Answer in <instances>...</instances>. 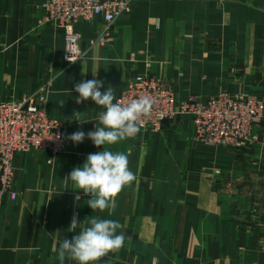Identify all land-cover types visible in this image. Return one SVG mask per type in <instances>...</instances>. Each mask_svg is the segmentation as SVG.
Returning <instances> with one entry per match:
<instances>
[{
    "label": "crops",
    "instance_id": "1",
    "mask_svg": "<svg viewBox=\"0 0 264 264\" xmlns=\"http://www.w3.org/2000/svg\"><path fill=\"white\" fill-rule=\"evenodd\" d=\"M45 1L0 0V103L18 101L63 71L44 108L65 125L67 147L51 163L38 151L16 155V198L0 200V264H60V244L81 230L68 231L73 216L123 225L124 245L95 264H264V121L255 148L199 145L189 116L105 145L128 155L136 176L112 215L93 212L91 197L64 180L88 154L104 150L87 135L78 144L68 139L102 126V107L77 102L82 81L101 80V92L111 86L116 97L130 79L150 75L172 87L177 104L221 93L264 98V0H138L113 24L105 46H91L101 18L79 23L87 58L67 71L64 31L46 18Z\"/></svg>",
    "mask_w": 264,
    "mask_h": 264
},
{
    "label": "built area",
    "instance_id": "2",
    "mask_svg": "<svg viewBox=\"0 0 264 264\" xmlns=\"http://www.w3.org/2000/svg\"><path fill=\"white\" fill-rule=\"evenodd\" d=\"M138 0H46L45 16L63 28L64 63L66 68L87 57L80 48L81 37L76 32L79 23L95 18L104 21L100 35L91 46H105L113 40L112 26L123 15L130 13ZM35 95H26L19 102L0 103V198L11 195L14 180V157L18 153L38 150L50 156L65 152L63 125L51 119L39 108L46 101L52 82ZM46 94V96H45ZM148 96L154 100L148 116H142L140 130L158 131L169 119L191 116L196 142L206 146L244 147L256 141L255 121L264 110L263 100L255 101L243 95L221 93L207 102L195 97L176 103L172 88L150 75L130 79L117 95L116 101L127 104L133 99ZM219 174V172H218Z\"/></svg>",
    "mask_w": 264,
    "mask_h": 264
},
{
    "label": "clouds",
    "instance_id": "3",
    "mask_svg": "<svg viewBox=\"0 0 264 264\" xmlns=\"http://www.w3.org/2000/svg\"><path fill=\"white\" fill-rule=\"evenodd\" d=\"M95 76V74H94ZM103 81L86 80L75 85V91L79 93L77 102L91 99L97 106L104 109L98 114L100 127L85 134L77 131L68 139L74 143H80L87 138L97 147L103 146V151L90 153L82 166L73 168L64 180H71L74 190L83 191L91 198L87 205L94 211L112 215L115 211L116 197L124 186L136 180L135 174L129 168V158L123 152H113L105 148V145H115L129 138H134L140 132V120L142 116H148L151 112L154 100L148 96L133 99L127 104L116 101L115 89L109 86L101 92ZM64 101L60 104L63 105ZM79 115L80 113H74ZM76 200H80L77 196ZM80 231L71 240L65 238L58 249L60 264L65 259L76 261L77 264H95L109 252L118 251L125 241V235L118 230L123 227L118 221L100 219L91 216L83 222L73 216L69 232Z\"/></svg>",
    "mask_w": 264,
    "mask_h": 264
},
{
    "label": "rangeland",
    "instance_id": "4",
    "mask_svg": "<svg viewBox=\"0 0 264 264\" xmlns=\"http://www.w3.org/2000/svg\"><path fill=\"white\" fill-rule=\"evenodd\" d=\"M98 45V44H97ZM95 46V45H94ZM80 48H81V46H80ZM82 51V50H81ZM83 53H86V55H87V52L86 51H82ZM87 58V57H86ZM86 58H84L83 60H85ZM83 60H81V61H83ZM80 61V62H81ZM63 62H64V58H63ZM80 62H78V63H80ZM77 63V64H78ZM77 64H75V65H77ZM75 65H73V66H71L70 68H66V65H65V63H64V71H67V70H69V69H71L72 67H74ZM63 73V71H61L58 75H56V76H54V77H52V78H50V79H48L46 82H44V83H42L34 92H32V93H30V94H25L24 96H26V95H35V97L36 98H38V93L40 92V91H43L44 90V85H46L47 83H49V82H52V87H51V89H50V91H49V93H48V95H47V97H46V101L44 102V103H41V104H39L38 106H39V108L40 109H42V110H44L46 113H47V115L51 118V119H53V120H55L53 117H51L50 116V114L48 113V111L44 108V105L46 104V102H47V100H48V97H49V95L51 94V91H52V88H53V83H54V81L56 80V78H58L61 74ZM156 78V77H155ZM159 79V78H158ZM165 85H167L168 87H170V88H172L170 85H168L166 82H164L162 79H160ZM125 87V86H124ZM124 89V88H123ZM122 89V90H123ZM121 90V91H122ZM173 90V89H172ZM120 91V92H121ZM173 92H174V90H173ZM225 94H227V93H225ZM227 95H230V96H235V95H243V97H245L246 99H249V100H255V101H262L263 100V105H264V98H253V97H248L247 95H244V94H227ZM45 96H46V94H45ZM23 97V96H22ZM117 97V96H116ZM197 99V98H196ZM21 99H19L18 101H15V102H19ZM188 100V99H187ZM186 100V101H187ZM198 100V99H197ZM199 101V100H198ZM114 102V101H113ZM182 102H185V101H182ZM199 102H201V101H199ZM181 103V102H180ZM182 117H184V116H180V117H177V118H175V119H169V120H166L163 124H162V126L160 127V129L158 130V131H156V132H154V131H143V130H140V132H145V133H158V132H161L162 130H163V127H164V125L167 123V122H169V121H175V120H177V119H180V118H182ZM189 117H191V116H189ZM191 119H192V117H191ZM56 121V120H55ZM261 121H264V110L262 111V114H261V116L255 121V123H254V128H253V134L256 136V141L255 142H253L251 145H245L244 147H230V146H223V147H228V148H232V149H236V150H240V149H246V148H255V147H258L259 145H260V143H261V135H260V133H259V131H258V129H257V126H258V123L259 122H261ZM58 122V121H57ZM60 123V122H59ZM192 123H193V119H192ZM62 125H63V136H64V140H65V150H66V147H67V140H66V137H65V130H66V127H65V125L63 124V123H61ZM193 127H194V123H193ZM194 141L196 142V140H195V127H194ZM197 144H199V145H202V144H200V143H198V142H196ZM209 146V145H208ZM219 146H222V145H219ZM212 147H217V146H212ZM30 151H38V150H30ZM27 152H29V151H27ZM38 152H41V151H38ZM23 153H26V152H23ZM41 153H43V152H41ZM64 153V152H63ZM62 153V154H63ZM19 154V153H18ZM18 154H16V155H18ZM44 154H46V153H44ZM16 155H15V157H16ZM48 157H49V163H51V161L55 158V157H57V156H59V155H61V154H59V155H57V156H50L49 154H46ZM15 157H14V159H15ZM218 172H219V174H218ZM214 173H216L215 175L216 176H218V177H220L221 175H222V172L218 169V170H215V172ZM217 177V178H218ZM5 196V195H4ZM3 197V196H2ZM2 197L0 198V200L2 199ZM10 197H11V195H10Z\"/></svg>",
    "mask_w": 264,
    "mask_h": 264
}]
</instances>
